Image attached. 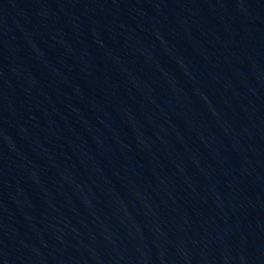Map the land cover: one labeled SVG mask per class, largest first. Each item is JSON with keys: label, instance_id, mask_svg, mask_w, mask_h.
Returning <instances> with one entry per match:
<instances>
[{"label": "water", "instance_id": "obj_1", "mask_svg": "<svg viewBox=\"0 0 264 264\" xmlns=\"http://www.w3.org/2000/svg\"><path fill=\"white\" fill-rule=\"evenodd\" d=\"M0 264H264V0H0Z\"/></svg>", "mask_w": 264, "mask_h": 264}]
</instances>
